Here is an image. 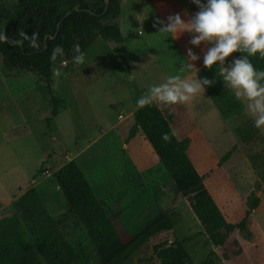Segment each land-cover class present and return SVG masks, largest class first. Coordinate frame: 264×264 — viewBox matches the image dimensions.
<instances>
[{
    "label": "rangeland",
    "instance_id": "rangeland-1",
    "mask_svg": "<svg viewBox=\"0 0 264 264\" xmlns=\"http://www.w3.org/2000/svg\"><path fill=\"white\" fill-rule=\"evenodd\" d=\"M0 3L12 11L16 4L15 0ZM129 4L134 16L131 31H140L136 37L148 40L165 68L138 59L133 68H121L114 46L106 41L96 44L95 58L85 60L87 68L73 63L72 52L62 56L51 66V89L59 102L57 114L49 121L52 103L39 74L8 69L0 55V212L27 193V205L35 203L46 211L78 257L93 262L92 243L68 213L53 177V171L74 159L105 209L117 203L120 217L132 233L162 215L172 223L171 229L153 236L122 264H159L153 246L174 239L184 240L190 264L206 258L214 264H264V126H254V118L245 111L246 100L241 101L240 115L223 118L204 89L185 104L157 102L176 137L187 141V153L218 203L228 199V211L242 216L250 192L259 186V206L250 214L253 236L247 238L245 231L233 230L230 240L238 242L242 253L231 255L227 263L141 130L128 137L137 99L147 95L150 86L166 81L163 69L171 75H184L183 52L187 54L191 48L200 56L191 63L198 64L208 44L192 45L189 41L194 33L183 32L176 37V46L169 33L158 32L157 9L165 22L169 15L180 13L173 0H157L153 6L149 0H128ZM181 17L188 20L185 14ZM233 57L230 54L226 63ZM217 64L211 68L218 71ZM204 67L185 79L199 78L197 72ZM249 128L259 135L252 154L243 149ZM21 229L32 245L24 223ZM41 264L46 263L41 260Z\"/></svg>",
    "mask_w": 264,
    "mask_h": 264
},
{
    "label": "trees",
    "instance_id": "trees-1",
    "mask_svg": "<svg viewBox=\"0 0 264 264\" xmlns=\"http://www.w3.org/2000/svg\"><path fill=\"white\" fill-rule=\"evenodd\" d=\"M120 3L121 0H108L105 12V0H16L13 11L0 3V32L13 39H23L21 45L0 42V55L8 69H30L39 74L52 103L47 121L57 114L59 102L51 89V66L62 56L52 59V49L62 45L63 56H67L71 52L74 54V44L79 43L84 52L97 37L120 43L122 34L113 21L120 13ZM74 6H78V10L64 16ZM21 31L26 34V39L19 36ZM233 53L236 57L242 55ZM249 59L255 68L264 69V57L257 53ZM197 75L215 81L206 86L205 91L223 118L241 114L242 102L235 98L230 88L224 86L219 71L204 67L198 70ZM138 129L180 194L188 199L210 243L219 248L222 259L230 263L231 255L242 253L238 242L230 240L233 230L245 231L247 238L253 236L250 214L259 206V186L250 192L245 201L244 214L235 215V212L228 211V199L223 204L218 203L205 186L203 176L187 153V141L176 137L169 119L156 101L138 106L133 111V124L128 137L132 138ZM164 133L169 135L167 141L162 139ZM257 143L258 132L249 128V135L243 143L244 151L254 153ZM53 177L64 197L68 213L92 243L93 262L78 257L46 211L35 203L27 205L26 193L0 212V264H41V260L46 264H122L153 236L172 228L170 219L162 215L138 233H132L121 219L117 203L108 211L105 209L74 159L53 171ZM22 223L32 237V245L23 235ZM230 247H234L232 252ZM153 250L159 264L191 263L183 239L155 244ZM198 264L214 262L206 258Z\"/></svg>",
    "mask_w": 264,
    "mask_h": 264
},
{
    "label": "clouds",
    "instance_id": "clouds-1",
    "mask_svg": "<svg viewBox=\"0 0 264 264\" xmlns=\"http://www.w3.org/2000/svg\"><path fill=\"white\" fill-rule=\"evenodd\" d=\"M191 2L199 9L194 15L184 20L180 13L171 14L167 17V22L157 18V23L161 25L158 32L169 33L168 36L173 38L183 32L194 33L189 41L192 45H200L201 42L211 44L212 46L204 51L203 65L211 68L219 62L218 71L224 86L232 90L237 100L247 101L245 111L254 118V126L261 128L264 126V69L255 68L249 57L257 53L264 57V0ZM19 36L27 38L23 31ZM4 41L16 45L23 43V39H13L0 32V42ZM73 52V63L84 64L85 54L79 43L73 45ZM233 52L242 55L233 57L227 62V66H224L226 58ZM63 54V46L56 45L52 49L51 58L56 59ZM199 59L200 56L189 48L181 71L190 70L194 65L189 61ZM214 82L206 77L187 80L179 74L169 75L165 82L150 86L148 94L137 99V105L143 107L154 101L165 105L185 104L201 89L205 90L206 86ZM162 139L167 141L168 133H164Z\"/></svg>",
    "mask_w": 264,
    "mask_h": 264
},
{
    "label": "crops",
    "instance_id": "crops-1",
    "mask_svg": "<svg viewBox=\"0 0 264 264\" xmlns=\"http://www.w3.org/2000/svg\"><path fill=\"white\" fill-rule=\"evenodd\" d=\"M151 5L152 3L155 4V1L157 0H149ZM153 1V2H152ZM160 1V0H158ZM175 5L177 6V10L180 11L181 16L185 14L186 18H190L192 15L195 14L196 11H198V6L191 2V0H173ZM157 5V4H156ZM131 13V6L128 5V0H121L120 3V13L119 15L113 20L115 23L118 24L121 34H122V41L120 43L113 44L112 41L103 40L100 37H97L91 45L84 51L85 54V60L89 57L92 59L95 58V52L94 47L97 43L100 41L103 43V41H106L107 43H110L114 46V50L118 54L120 58V66L121 68H133L134 64L133 61L135 59H138L139 61H143L144 63H148L152 67L155 68H165L162 62L159 60V56L152 50L150 47V43L146 39H139L136 37V35H139L140 31L135 32L134 30L131 31V18L134 17ZM156 15L160 18L162 15L159 12V9L156 11ZM138 19V14L135 15V20ZM124 29H126V36L124 35ZM136 37V38H135ZM173 41L176 46L178 44L175 42L176 37L173 38ZM179 41V40H178ZM180 43V42H179ZM208 44V43H206ZM211 44H208V47H211ZM181 51V50H180ZM184 53L185 59L187 58V54ZM201 55V53H199ZM234 54V53H232ZM132 58V60H130ZM191 62V61H189ZM194 67L190 70H187L184 75L181 77L185 79L186 77H189L191 75L196 74L197 68L201 67L203 65V59L198 64H193ZM227 63H225L224 66H226ZM84 68H87L86 62L83 64ZM124 70V69H122ZM166 70V69H165ZM164 71V77L165 80L167 77L171 74L167 73V71Z\"/></svg>",
    "mask_w": 264,
    "mask_h": 264
},
{
    "label": "water",
    "instance_id": "water-1",
    "mask_svg": "<svg viewBox=\"0 0 264 264\" xmlns=\"http://www.w3.org/2000/svg\"><path fill=\"white\" fill-rule=\"evenodd\" d=\"M15 2H16V0H15ZM105 2H106V6L104 8V12L107 9L108 0H105ZM72 10H78V6H74L71 10H68L67 12H65L64 16H68L72 12Z\"/></svg>",
    "mask_w": 264,
    "mask_h": 264
}]
</instances>
